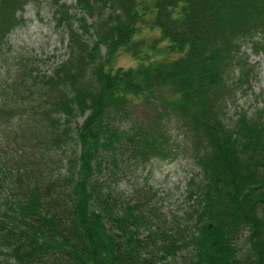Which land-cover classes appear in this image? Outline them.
Instances as JSON below:
<instances>
[{"label":"trees","instance_id":"trees-1","mask_svg":"<svg viewBox=\"0 0 264 264\" xmlns=\"http://www.w3.org/2000/svg\"><path fill=\"white\" fill-rule=\"evenodd\" d=\"M29 1L0 0V53ZM79 4L80 20L61 8L68 60L20 80L28 148L3 171L0 264H264V108L228 112L255 73L244 47L264 50V0ZM120 50L136 65L115 69ZM182 153L200 173L180 217L120 192L130 172Z\"/></svg>","mask_w":264,"mask_h":264},{"label":"rangeland","instance_id":"rangeland-1","mask_svg":"<svg viewBox=\"0 0 264 264\" xmlns=\"http://www.w3.org/2000/svg\"><path fill=\"white\" fill-rule=\"evenodd\" d=\"M63 5L70 8L75 19L84 17L79 0H61L59 4L56 0H30L24 10L18 12L20 23L8 36L0 53V106L13 108L16 112L0 115V184L5 169H17L23 165L22 158L28 148L21 133L27 129L30 113L19 112L26 105L23 101L29 99L25 87L20 83L24 72L34 69L35 75H52L53 70L70 56L67 27L60 24ZM87 19L88 24L94 22L91 17ZM139 37L141 44L148 49L159 35L149 30L147 24ZM86 38L89 42L95 41L94 36ZM243 52L255 73L250 88L239 90L236 100L230 103V118L236 117L240 111L252 114L258 108H264V50L245 46ZM106 54V48L102 47V55ZM135 65L136 61L126 50H120L113 60L115 69ZM231 77L235 79L236 74L233 73ZM84 119L79 116L77 122L81 124ZM199 173L194 160L182 153L171 159H155L146 167H139L121 178L118 188L133 198L138 193L148 194L161 218L170 223L192 204L187 200V193L191 181L198 179Z\"/></svg>","mask_w":264,"mask_h":264}]
</instances>
